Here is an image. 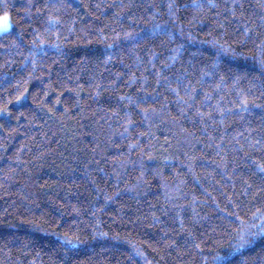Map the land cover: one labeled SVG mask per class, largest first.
Wrapping results in <instances>:
<instances>
[{"label":"trees","instance_id":"trees-1","mask_svg":"<svg viewBox=\"0 0 264 264\" xmlns=\"http://www.w3.org/2000/svg\"><path fill=\"white\" fill-rule=\"evenodd\" d=\"M0 264H264V0H0Z\"/></svg>","mask_w":264,"mask_h":264},{"label":"snow or ice","instance_id":"snow-or-ice-1","mask_svg":"<svg viewBox=\"0 0 264 264\" xmlns=\"http://www.w3.org/2000/svg\"><path fill=\"white\" fill-rule=\"evenodd\" d=\"M0 26L7 28L9 26V20L7 15L0 17Z\"/></svg>","mask_w":264,"mask_h":264},{"label":"rangeland","instance_id":"rangeland-1","mask_svg":"<svg viewBox=\"0 0 264 264\" xmlns=\"http://www.w3.org/2000/svg\"><path fill=\"white\" fill-rule=\"evenodd\" d=\"M8 20H9V26L7 28H4V27L0 26V32L5 31V30H8V29L11 28V21H10L9 18H8Z\"/></svg>","mask_w":264,"mask_h":264}]
</instances>
